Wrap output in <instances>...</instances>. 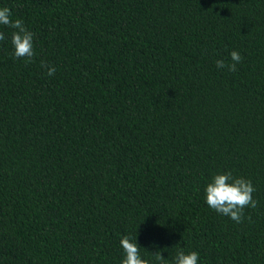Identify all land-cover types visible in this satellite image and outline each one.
Wrapping results in <instances>:
<instances>
[{"label":"trees","instance_id":"1","mask_svg":"<svg viewBox=\"0 0 264 264\" xmlns=\"http://www.w3.org/2000/svg\"><path fill=\"white\" fill-rule=\"evenodd\" d=\"M3 7L36 56L0 26V264H121L124 236L150 264H264V0ZM229 171L256 189L239 224L205 199Z\"/></svg>","mask_w":264,"mask_h":264},{"label":"clouds","instance_id":"2","mask_svg":"<svg viewBox=\"0 0 264 264\" xmlns=\"http://www.w3.org/2000/svg\"><path fill=\"white\" fill-rule=\"evenodd\" d=\"M0 26L12 30L13 57L23 60L26 64L32 63L36 56L35 34L28 30L23 20H13L11 9L3 7L0 8ZM5 39L4 32L0 31V41ZM230 57L231 63H226L223 59L215 61L216 67L227 69L229 72L237 71V65L243 62V57L238 51H232ZM42 67L47 69L48 76H53L56 72L55 66H49L42 62ZM255 191L251 180L243 177L236 178L230 171L216 174L213 176L212 182L206 186V204L218 214L229 217L239 224L244 221V210L248 207L255 209L258 205V201L253 198ZM248 219L250 220L251 217ZM120 246L124 253L121 264H150L147 259L142 258L137 240L133 242L128 236H124L120 241ZM152 254L156 264H167L161 252ZM172 264H199V254L196 251L185 253L181 248L176 253Z\"/></svg>","mask_w":264,"mask_h":264}]
</instances>
